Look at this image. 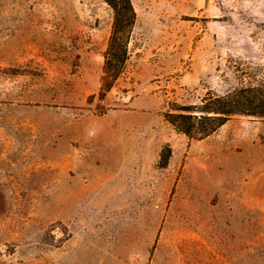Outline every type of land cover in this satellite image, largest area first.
Returning a JSON list of instances; mask_svg holds the SVG:
<instances>
[{
	"label": "rangeland",
	"instance_id": "rangeland-1",
	"mask_svg": "<svg viewBox=\"0 0 264 264\" xmlns=\"http://www.w3.org/2000/svg\"><path fill=\"white\" fill-rule=\"evenodd\" d=\"M133 3L102 97L104 0H0V264H264V119L166 118L264 76V0Z\"/></svg>",
	"mask_w": 264,
	"mask_h": 264
},
{
	"label": "trees",
	"instance_id": "trees-1",
	"mask_svg": "<svg viewBox=\"0 0 264 264\" xmlns=\"http://www.w3.org/2000/svg\"><path fill=\"white\" fill-rule=\"evenodd\" d=\"M112 9L114 19L108 48L104 53V74L100 95L113 88L130 59L129 45L137 20L133 0H104ZM237 115L264 119V76L244 78L241 84L223 94L210 93L200 103L177 107L166 114L167 120L189 139H204L214 134ZM162 151L160 166L169 163L172 150Z\"/></svg>",
	"mask_w": 264,
	"mask_h": 264
}]
</instances>
